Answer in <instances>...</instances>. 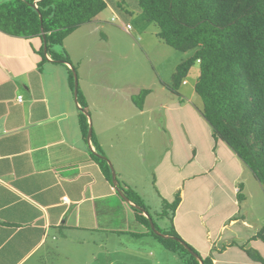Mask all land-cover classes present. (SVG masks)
<instances>
[{
	"label": "crops",
	"instance_id": "crops-1",
	"mask_svg": "<svg viewBox=\"0 0 264 264\" xmlns=\"http://www.w3.org/2000/svg\"><path fill=\"white\" fill-rule=\"evenodd\" d=\"M105 2L108 17L103 11L80 26L90 29L79 27L64 39L61 50L69 64L44 53L42 35L16 37L0 31V264L176 261V255L156 248L137 223L136 209L117 194L95 153L112 163L119 188L133 189L146 206V189L168 203L179 195L172 224L200 256L211 257L213 264H264V243L251 240L264 229L261 185L260 198L245 190L243 163L214 137L200 115L202 107L193 101L195 92L173 94L163 85L169 81L159 75L141 84V48L117 38L118 33L125 38L135 33V41L140 33L128 34L111 24L113 15L131 26L139 24L143 14L137 0ZM93 34L99 43L88 44ZM187 85L185 79L181 87ZM143 89L151 91L139 108L134 98ZM89 121L88 143L83 126L88 132ZM154 155L158 159L149 167L145 159ZM225 164L232 167L229 174L237 169L231 181ZM143 169L151 176L145 191L129 181L141 179ZM216 178L219 191L227 190L223 199L213 198ZM240 185L242 202L236 193ZM131 239L142 240L141 246L131 250ZM239 246L257 251L262 262L251 260Z\"/></svg>",
	"mask_w": 264,
	"mask_h": 264
},
{
	"label": "trees",
	"instance_id": "trees-1",
	"mask_svg": "<svg viewBox=\"0 0 264 264\" xmlns=\"http://www.w3.org/2000/svg\"><path fill=\"white\" fill-rule=\"evenodd\" d=\"M137 7L158 28L155 37L161 43L174 51L191 53L176 66L171 83L163 85L179 95L183 81L198 65L193 90L202 100L200 115L214 137L247 167L264 193V0H137ZM106 8L105 0H12L0 3V31L16 37H40L42 31L47 53L69 64L64 51L59 55L50 49L62 48L67 36L94 21ZM150 91L143 89L134 98L137 107L142 108ZM81 105L86 107L82 101ZM81 120L85 125L84 116ZM83 127L86 135L87 128ZM93 157L111 181L106 161ZM239 187L237 200L242 202V186ZM120 188L129 201L148 212L157 231L178 240L154 234L148 218L134 210L135 219L145 227L147 236L176 255L182 264H200L188 249L200 254L181 239L172 224L179 195L171 203L161 200L157 217L169 223L161 230L138 194L127 186ZM251 240L264 243V229ZM239 247L251 260L262 262L257 251ZM200 257L203 264H213L211 257Z\"/></svg>",
	"mask_w": 264,
	"mask_h": 264
},
{
	"label": "rangeland",
	"instance_id": "rangeland-1",
	"mask_svg": "<svg viewBox=\"0 0 264 264\" xmlns=\"http://www.w3.org/2000/svg\"><path fill=\"white\" fill-rule=\"evenodd\" d=\"M103 16L108 17L109 15L106 11H104ZM136 22L135 23L132 22V28H133L132 30L133 32L140 33L139 34L140 36H136L139 39L136 38L135 41L133 40V38L135 37V33L132 34L133 36H127V38H125L123 35L118 33L117 38L119 42L123 40H128V42L134 43L139 48H141V69H142L141 70V84L146 83L150 78L152 80L151 82H154V80L157 79L158 75L161 77L162 80L164 81L168 80L169 81L168 83L170 84L171 83L170 77L173 73L172 71L175 70L176 64L178 63L179 59L181 58L182 60H185L191 55V53L190 52H187V53L177 52V51L172 50L168 46L164 45L163 43H161L155 37V33L158 31V28L152 22L146 19L144 15H142L141 22L139 24ZM111 24L114 25V23H111ZM116 27L119 30H123L119 25H116ZM80 28L79 30H82L84 28L90 29L91 27H89V25H86V26H83L81 29ZM91 39H92L91 41H88V44L89 43L93 44L94 42L99 43V40H96L98 39V35L96 34L91 35ZM55 48L59 50L60 51L59 53L61 54L62 52L61 48L60 47H55ZM198 73H199V67L198 65H195L191 70V73H190L191 76L186 78V80L188 81L187 87L185 88L181 87V90L194 92L192 90V86H194L196 75L198 77ZM193 101L196 104V106L202 107V100L196 94L194 95ZM116 109H117L116 106L112 108V110H115V111ZM142 140L144 141V135H141V141ZM157 159H158L157 155H154L153 157H148L147 161L145 159V164L150 167L151 162L157 161ZM149 167L147 169H149ZM217 167L221 168V166H217ZM224 168H225L224 171L226 172L225 177L227 181H231L235 177V175H238L236 171L237 169L235 170L233 169L234 171H232V174L228 173V170L232 168L230 165H226L224 166ZM147 169H143L141 171V179L136 178L135 182L134 180H129L130 182L134 184H136V181L138 182L139 185L141 184V190L143 189L142 191H145L144 186H147V185L149 186L150 181H151V176L150 174H148L149 170ZM242 170L243 171H240L242 177L241 178L239 177V178H240L241 183L244 184L245 190L249 193H252L253 195H255V193H258L259 198L262 197V195L259 193L260 188H261L260 184L254 179L253 175L251 174V172L247 169L245 165H244V169ZM212 182L214 183V185L211 188H215L213 198L216 200L223 199L225 197L223 193L224 192L227 193L226 188L225 187L223 188L224 192L219 191V189L221 188L217 186V184H219L217 178L213 179ZM204 188H207V186H204ZM143 196L145 197L147 206L149 208V212L151 216L154 218L157 226L159 227V229L165 230L167 226V220L161 217H157V214L161 212V208H162L161 201L155 195H153L151 191L149 193L147 189L145 192H143ZM253 211L255 212V206L253 208ZM139 241L141 242L142 240H139ZM139 241L131 239L130 249L134 250L133 248L141 246L140 243H138ZM153 244L159 250H162V251L164 250L162 246L156 240L153 241ZM155 251L156 249L154 248L153 250H151V253L153 254V256L157 257V254L155 253ZM151 257L152 256L147 257L146 262H148V259L152 260ZM176 258H177L176 261L172 259L171 262L163 261V262H159V264H182L181 260L178 257ZM129 263L130 264H140L138 261H135L134 259L129 260ZM150 264H154V262L151 261Z\"/></svg>",
	"mask_w": 264,
	"mask_h": 264
},
{
	"label": "water",
	"instance_id": "water-1",
	"mask_svg": "<svg viewBox=\"0 0 264 264\" xmlns=\"http://www.w3.org/2000/svg\"><path fill=\"white\" fill-rule=\"evenodd\" d=\"M35 8H37V7L35 6ZM40 22L42 23V18H41V17H40ZM41 35H42L43 44H44V47H43V48H44V53L46 54V52H47L46 41H45V37H44V34H43L42 31H41ZM72 72H73V78H74V99H75L76 104H79V103H78V92H77V84H78V83H77V75H76V73H75L74 70H73ZM78 106H79V105H78ZM79 107H80V106H79ZM80 108H82V107H80ZM81 111L84 113V115H85L86 117L89 118V114H87V113L84 111L83 108L81 109ZM91 136H92L91 121H89V128H88V132H87V141H88V143L91 141ZM95 156H97L98 158L103 159V160L106 161V163H107V165H108V167H109V169H110L111 180H112V184H113V186H114L115 191L117 192V194H118V195H119V196H120L125 202H127V204H129V205L132 206L134 209H136L137 211L141 212L146 218H148L149 223H150V229L154 232V234H156L157 236H160V237H162V238H165V239L178 240V239H176V238H174V237H172V236H170V235H168V234L161 233V232H159V231H157V230L155 229L154 224H153L151 218H149V216H148V212H147L144 208L139 207L138 205H135V204H133L131 201H129V199H128L127 196L124 194V192L119 188V186H118V181H117V176H116V173H115V170H114V168H113L112 163H111L108 159H106V157H105L104 155H102V154L95 153ZM185 248H186V247H185ZM188 251L190 252V254H191L193 257H195V258L197 259V261H198L200 264H203L202 258H201L199 255H197L196 253H194V252L191 251L190 249H188Z\"/></svg>",
	"mask_w": 264,
	"mask_h": 264
},
{
	"label": "built area",
	"instance_id": "built-area-1",
	"mask_svg": "<svg viewBox=\"0 0 264 264\" xmlns=\"http://www.w3.org/2000/svg\"><path fill=\"white\" fill-rule=\"evenodd\" d=\"M111 22L112 23H115V24H117V25H119L126 33H130L131 32V30H132V26L130 25V24H127V23H123L122 22V20H120L117 16H115V15H113L112 17H111ZM20 100H21V97H18V100H17V102H20ZM62 201L63 202H67V198L66 197H64L63 199H62Z\"/></svg>",
	"mask_w": 264,
	"mask_h": 264
},
{
	"label": "clouds",
	"instance_id": "clouds-1",
	"mask_svg": "<svg viewBox=\"0 0 264 264\" xmlns=\"http://www.w3.org/2000/svg\"><path fill=\"white\" fill-rule=\"evenodd\" d=\"M238 190H236V193H237Z\"/></svg>",
	"mask_w": 264,
	"mask_h": 264
}]
</instances>
